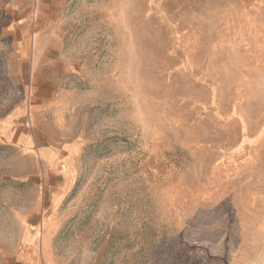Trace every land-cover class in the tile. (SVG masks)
Instances as JSON below:
<instances>
[{
    "label": "rangeland",
    "instance_id": "obj_1",
    "mask_svg": "<svg viewBox=\"0 0 264 264\" xmlns=\"http://www.w3.org/2000/svg\"><path fill=\"white\" fill-rule=\"evenodd\" d=\"M0 264H264V0H0Z\"/></svg>",
    "mask_w": 264,
    "mask_h": 264
}]
</instances>
